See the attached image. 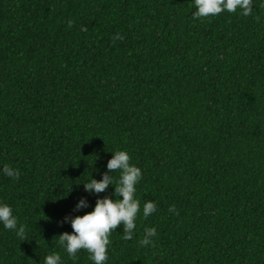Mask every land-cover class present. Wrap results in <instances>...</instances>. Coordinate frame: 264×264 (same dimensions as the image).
Returning <instances> with one entry per match:
<instances>
[{"label": "trees", "instance_id": "trees-1", "mask_svg": "<svg viewBox=\"0 0 264 264\" xmlns=\"http://www.w3.org/2000/svg\"><path fill=\"white\" fill-rule=\"evenodd\" d=\"M193 0H0V264H44L113 187L111 152L142 170L132 240L107 264H264V0L194 19ZM71 22V23H69ZM120 38L117 39L116 37ZM81 197L89 207L75 211ZM122 198V197H121ZM156 211L143 217V204ZM175 211H170L171 207ZM155 227L141 246L144 229Z\"/></svg>", "mask_w": 264, "mask_h": 264}, {"label": "clouds", "instance_id": "clouds-1", "mask_svg": "<svg viewBox=\"0 0 264 264\" xmlns=\"http://www.w3.org/2000/svg\"><path fill=\"white\" fill-rule=\"evenodd\" d=\"M196 11L194 19L208 18L221 14L222 12L236 13L239 9L244 16L253 12V0H193ZM71 23V22H69ZM117 39L120 37L117 36ZM112 157L107 162V172L102 173V178H92L83 183L87 193H105L110 186L113 187L114 178L111 173L119 172V178L115 181L114 195L102 198L98 196L92 211L84 215L65 217L63 222L70 223L72 232L60 234L59 244L72 259L77 258L81 250L88 253V259L92 264H107L109 260L110 236L119 226H123V239L132 240L137 228L138 214L141 212L140 201L136 198L137 185L142 178V170L131 163L132 157L126 150L111 152ZM5 176L19 179L20 173L17 169L4 165L0 168ZM122 197V198H121ZM89 207L86 197H81L75 205V211ZM157 205L154 201L143 204V217L147 218L156 211ZM175 211L174 206L169 209ZM19 221L14 213L13 207L0 202V225L4 229L13 231L18 237L24 239L23 227L18 226ZM157 234L155 227L144 229V238L140 241L141 246L152 243V237ZM44 264H63L62 257L57 252L45 256Z\"/></svg>", "mask_w": 264, "mask_h": 264}]
</instances>
